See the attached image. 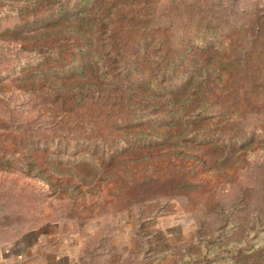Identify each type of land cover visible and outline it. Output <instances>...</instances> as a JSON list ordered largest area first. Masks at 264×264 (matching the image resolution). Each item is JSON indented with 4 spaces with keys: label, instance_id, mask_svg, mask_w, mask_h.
<instances>
[{
    "label": "rangeland",
    "instance_id": "1",
    "mask_svg": "<svg viewBox=\"0 0 264 264\" xmlns=\"http://www.w3.org/2000/svg\"><path fill=\"white\" fill-rule=\"evenodd\" d=\"M188 1L0 0V259L264 264V0Z\"/></svg>",
    "mask_w": 264,
    "mask_h": 264
},
{
    "label": "crops",
    "instance_id": "2",
    "mask_svg": "<svg viewBox=\"0 0 264 264\" xmlns=\"http://www.w3.org/2000/svg\"><path fill=\"white\" fill-rule=\"evenodd\" d=\"M53 230L49 227V230L32 229L25 232L20 243L5 251L0 264H83L79 253L82 245L59 242V234ZM34 235L35 240H30ZM51 239L58 241L57 244H53Z\"/></svg>",
    "mask_w": 264,
    "mask_h": 264
},
{
    "label": "trees",
    "instance_id": "3",
    "mask_svg": "<svg viewBox=\"0 0 264 264\" xmlns=\"http://www.w3.org/2000/svg\"><path fill=\"white\" fill-rule=\"evenodd\" d=\"M83 1H88V0H83ZM95 1L96 0H91V2H95ZM182 3H184L183 6H184L185 9H188V8H190V6L193 7V5H195V2H189L188 0H182ZM80 14H82V12ZM91 16H92V14L89 15V17H91ZM94 16L95 17H92V18H95L94 22H98V17H99L98 14H94ZM170 17L173 18V15H171ZM146 18H147V23H148L150 18H151V16H147ZM142 22H143L142 13H140L139 11H136L134 13H130V18L128 16H126L125 18L119 19L120 26H127L128 25V28H131V29L132 28L133 29L134 28L135 29L136 28H141V27H138V26ZM67 30L70 33H72V32L75 33L76 30H78V29H76L75 27L74 28L73 27H68ZM97 57L99 59L103 60L104 61V66H106V64H107L106 54L103 51L99 50V51H97ZM176 67H177V65H176L175 61H171L169 64H166L163 67L164 68L163 70L166 71V72L167 71L172 72L174 69H176ZM171 68H173V69H171ZM105 70H106V75H109L108 71H107V68ZM149 82H150L151 85L156 86L155 85V81H154V76L149 79ZM164 89H165V87H161V88L157 87L158 92L159 91H163ZM202 111L203 110H200V112L198 113V116H203V114L201 113ZM153 137L155 139H157L156 136H153ZM254 248H255V245L254 246H250L248 248H245V247L241 248L240 251H241V253L245 252L246 254H249V253H251L254 250ZM262 250H264V248ZM236 264H255V263H251L250 261L249 262L242 261L241 263H236Z\"/></svg>",
    "mask_w": 264,
    "mask_h": 264
}]
</instances>
